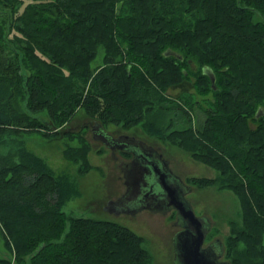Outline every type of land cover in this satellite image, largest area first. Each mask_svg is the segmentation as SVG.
I'll return each instance as SVG.
<instances>
[{
  "label": "trees",
  "instance_id": "obj_1",
  "mask_svg": "<svg viewBox=\"0 0 264 264\" xmlns=\"http://www.w3.org/2000/svg\"><path fill=\"white\" fill-rule=\"evenodd\" d=\"M259 109L264 0H0V148L8 149L0 151V236L10 254L0 264H154L146 239L127 226L66 214L82 196L77 180L25 145L27 133L61 136L79 110L104 129L140 128L212 168L214 177L188 181L239 203L225 259L264 264ZM81 142L64 156L82 176L93 167Z\"/></svg>",
  "mask_w": 264,
  "mask_h": 264
},
{
  "label": "rangeland",
  "instance_id": "obj_2",
  "mask_svg": "<svg viewBox=\"0 0 264 264\" xmlns=\"http://www.w3.org/2000/svg\"><path fill=\"white\" fill-rule=\"evenodd\" d=\"M256 20L262 18L255 14ZM104 52L101 48L99 55L93 62V68H99L103 65ZM128 63V61H124ZM182 89H192L191 84L186 88L178 87L170 90L172 96L181 93ZM193 91V90H191ZM194 120L197 117L195 114ZM96 122L89 118L82 110H79L74 118L59 129L61 136L45 137L38 132L24 134L23 139L26 147L45 159L51 168L57 173H68L76 179L82 192V196L72 199L64 207V212L75 217H85L95 220H109L118 222L127 226L139 236L146 239L145 246L154 256V264H180L176 259L174 249V238L179 227L178 216L173 211L168 212H150L142 211L138 214L121 213L108 210V204L124 196L126 186L124 184V175L118 167L123 155L117 151L111 154L108 149L110 146L94 138L92 124ZM195 126L197 124L195 123ZM109 134L118 137L120 135H137L145 138L147 143L159 149L164 157L170 161L171 169L179 175L182 180L191 187V192L187 199L190 201L195 214L198 217H204L210 222V231L206 239L205 246L214 241L224 242L226 236L230 234L229 221L238 217L240 206L235 195L229 191H220L216 187L199 188L197 185L188 181L189 178H212L216 172L190 157L180 148L169 143H164L154 138H150L140 128L125 130L121 126L110 125L105 129ZM72 137H76L72 140ZM18 138H10L6 141L9 145ZM81 139H84L91 146L89 162L93 169L86 175L79 174V164L69 161L64 156L68 148H78L82 145ZM130 147L137 149L136 144H130ZM111 149V147H110ZM1 152H7L8 149L1 147ZM106 154V155H103ZM10 254L4 247L3 239L0 236V257H8ZM223 261H228L222 257Z\"/></svg>",
  "mask_w": 264,
  "mask_h": 264
},
{
  "label": "water",
  "instance_id": "obj_3",
  "mask_svg": "<svg viewBox=\"0 0 264 264\" xmlns=\"http://www.w3.org/2000/svg\"><path fill=\"white\" fill-rule=\"evenodd\" d=\"M213 83L215 78L212 76ZM263 110L259 109L257 117L263 116ZM94 138L104 141L111 149L127 150L128 152L136 150L137 154L142 156L143 153L137 149H133L130 146H120L118 139H114L101 125H96L94 129ZM120 146V147H118ZM109 147V148H110ZM146 159L147 156L143 155ZM157 167H154L151 162L142 164L144 171L140 172L142 179L145 182V189L153 190L154 187L162 190L164 195L168 197L169 205L177 211L178 218L182 222H185V230L179 232L174 238V249L176 252V259L180 264H230L228 261H223L224 251H217L219 243L214 244L217 249L210 247L205 248L204 244L210 231V222L204 217H198L190 203L186 198V193H190L191 189L184 191L181 186V178L176 176L174 172L168 167L165 170L160 163H155ZM180 182V183H179ZM153 186V187H151ZM148 193V194H149ZM127 196L124 195L120 199L111 201L108 204L107 209L121 214L123 211L117 207L121 206V203ZM162 212V211H160ZM130 213V212H127Z\"/></svg>",
  "mask_w": 264,
  "mask_h": 264
},
{
  "label": "flooded vegetation",
  "instance_id": "obj_4",
  "mask_svg": "<svg viewBox=\"0 0 264 264\" xmlns=\"http://www.w3.org/2000/svg\"><path fill=\"white\" fill-rule=\"evenodd\" d=\"M92 125H93L92 131L94 132L96 124L93 123ZM111 136H113L115 140L118 139V144L120 146H130V144H136L139 150L141 151V153H143L142 156H140V154H137L136 150L128 152L127 150H124V148L116 149V150L110 149L112 151L111 154L114 153L113 155L115 159H117V156H115V151L121 153L124 157V159L122 160L120 159L118 167L121 169L122 174L124 175V184L126 186V191L124 195H126L127 198L124 199L121 203V206L117 208L123 211L122 213L130 212L132 214H138L142 211H150V212L162 211L164 213L168 211L169 212L173 211L176 214V216H178L177 211L174 208H172V206L169 205L168 197L164 195L163 191L154 187L153 190H151V192L149 193V190L148 189L146 190L144 188L145 182L142 179V175H140V172L144 171L145 168L144 166H142V164L147 163V161L151 162L154 167H157L155 163H160V165L165 170H167V164H169L168 167L171 169L170 161L164 157V155L159 149H156L155 147L141 140L138 141L134 137H129L127 135H120L118 137H115L114 135ZM126 154L129 156L127 157ZM143 155L147 156L146 159ZM174 174L180 177L175 172ZM181 182L183 183L180 182L179 183L184 188V191H188L191 189V187L187 185L182 180V178H181ZM188 194L189 193H186V198ZM176 224L177 226H180L179 227L180 231L176 233L177 235L179 232L185 230V226H184L185 222L178 220V223ZM217 243H219L218 246L219 249L217 251L218 252L224 251L223 243L220 241L217 242L214 241L208 246H205L204 244V247L207 248L211 246L212 248L217 249L215 248L216 246L214 245Z\"/></svg>",
  "mask_w": 264,
  "mask_h": 264
},
{
  "label": "crops",
  "instance_id": "obj_5",
  "mask_svg": "<svg viewBox=\"0 0 264 264\" xmlns=\"http://www.w3.org/2000/svg\"><path fill=\"white\" fill-rule=\"evenodd\" d=\"M128 136V135H127ZM129 137H134V138H136V140H138V141H143V142H145V143H147V141H146V139L145 138H142L141 136H137V135H129ZM147 144H149V143H147ZM109 150H110V148H108ZM118 149V148H117ZM116 150V149H115ZM111 151V150H110ZM112 152V151H111ZM103 155H106V154H103Z\"/></svg>",
  "mask_w": 264,
  "mask_h": 264
}]
</instances>
